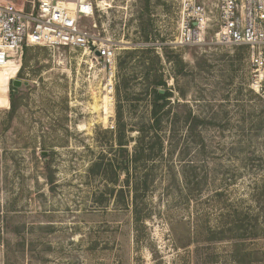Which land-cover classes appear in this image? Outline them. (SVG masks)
<instances>
[{
	"label": "rangeland",
	"instance_id": "374dc122",
	"mask_svg": "<svg viewBox=\"0 0 264 264\" xmlns=\"http://www.w3.org/2000/svg\"><path fill=\"white\" fill-rule=\"evenodd\" d=\"M93 1L83 25L118 45L112 71L39 46L0 70V264H264V96L247 48L214 30L172 45L180 0ZM13 80L29 83L16 111Z\"/></svg>",
	"mask_w": 264,
	"mask_h": 264
},
{
	"label": "built area",
	"instance_id": "2783aa9c",
	"mask_svg": "<svg viewBox=\"0 0 264 264\" xmlns=\"http://www.w3.org/2000/svg\"><path fill=\"white\" fill-rule=\"evenodd\" d=\"M27 1L0 0V69L21 63L26 48L39 46L83 50L105 71L113 70L118 45L102 35L96 22L91 28L83 25L95 17L93 0H38L26 8ZM211 30L214 44L247 48L251 87L264 96V0H180L172 45H202ZM114 90L110 78L106 92Z\"/></svg>",
	"mask_w": 264,
	"mask_h": 264
},
{
	"label": "trees",
	"instance_id": "16d2710c",
	"mask_svg": "<svg viewBox=\"0 0 264 264\" xmlns=\"http://www.w3.org/2000/svg\"><path fill=\"white\" fill-rule=\"evenodd\" d=\"M148 41V40H147ZM28 52V48H26V50ZM137 51H140L141 53H143L144 55H149V54H153L155 53V48H140ZM158 62H160L159 60V56H157ZM26 60V57H25ZM182 63V62H181ZM27 62L25 63L26 66ZM155 88L153 89V104H154V108H153V112H152V117L156 123V125L158 126L161 121H162V113L167 105V100L170 97V93L166 91L165 94H161L160 93V87H164L166 86V83L161 79L159 81H155L154 84ZM17 91V88H14L13 85L11 87V92H10V98H11V103H12V109L13 111H16L17 109V101L15 99V93ZM123 166L125 169L128 168V164H124Z\"/></svg>",
	"mask_w": 264,
	"mask_h": 264
},
{
	"label": "water",
	"instance_id": "95a60500",
	"mask_svg": "<svg viewBox=\"0 0 264 264\" xmlns=\"http://www.w3.org/2000/svg\"><path fill=\"white\" fill-rule=\"evenodd\" d=\"M97 55L99 56V53H97ZM12 85H13L14 88H20L22 85L28 86L29 83H28V82L23 83V82L20 81V80H13V81H12ZM160 93H161V94H165L166 91L160 89ZM43 154H44V155H47L48 153H47V152H44Z\"/></svg>",
	"mask_w": 264,
	"mask_h": 264
},
{
	"label": "bare ground",
	"instance_id": "6f19581e",
	"mask_svg": "<svg viewBox=\"0 0 264 264\" xmlns=\"http://www.w3.org/2000/svg\"><path fill=\"white\" fill-rule=\"evenodd\" d=\"M14 64V62H10V63H8L5 67H3V68H1L0 70H2V69H6V68H9L10 66H12ZM107 95V94H106ZM106 101H108V97H106V99H105ZM108 107V106H107Z\"/></svg>",
	"mask_w": 264,
	"mask_h": 264
}]
</instances>
